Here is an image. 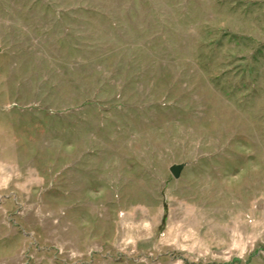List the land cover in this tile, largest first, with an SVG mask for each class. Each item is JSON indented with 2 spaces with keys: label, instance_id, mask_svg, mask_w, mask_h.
Listing matches in <instances>:
<instances>
[{
  "label": "rangeland",
  "instance_id": "rangeland-1",
  "mask_svg": "<svg viewBox=\"0 0 264 264\" xmlns=\"http://www.w3.org/2000/svg\"><path fill=\"white\" fill-rule=\"evenodd\" d=\"M0 264H264V0H0Z\"/></svg>",
  "mask_w": 264,
  "mask_h": 264
},
{
  "label": "water",
  "instance_id": "water-1",
  "mask_svg": "<svg viewBox=\"0 0 264 264\" xmlns=\"http://www.w3.org/2000/svg\"><path fill=\"white\" fill-rule=\"evenodd\" d=\"M183 168L184 165H174L170 167L169 172L174 179H178Z\"/></svg>",
  "mask_w": 264,
  "mask_h": 264
}]
</instances>
